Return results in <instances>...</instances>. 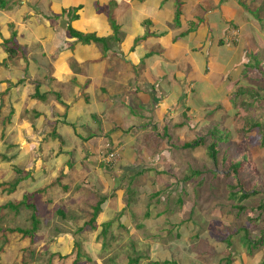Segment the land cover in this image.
Listing matches in <instances>:
<instances>
[{
    "label": "rangeland",
    "instance_id": "1",
    "mask_svg": "<svg viewBox=\"0 0 264 264\" xmlns=\"http://www.w3.org/2000/svg\"><path fill=\"white\" fill-rule=\"evenodd\" d=\"M149 1V4L154 5L158 0ZM231 1H228L231 7L224 15L236 14L237 25L230 21L229 26L234 28L231 35L241 62L225 83L227 97L223 99L218 96V89L208 93L207 99H200L202 93H196V100L182 97L179 107L163 113V117L153 113V108L148 113L149 118L142 123L150 125L153 121L156 127H151L150 131L144 128L143 133L140 131L145 136L138 141L131 136L138 134L133 125L122 130L111 118L116 113V109L111 107L116 105L103 103L101 110L91 114L89 120L95 123L97 129L105 123L110 128L106 131L108 138L122 142L117 149L108 148L115 156L118 152L136 165L141 163V167L155 166L150 171L143 168V172L136 175L132 182L127 179L131 176L130 172L126 174L127 170H121L124 176L121 188L124 193L117 201L121 202L120 207H124L122 214L120 211L115 212L111 218L106 213H99L93 225L86 228L87 231H84L86 226L82 225L92 218L93 211L88 209L86 203L95 206L99 196L85 188L87 196L94 198L83 200L82 188L76 190V185L84 183L77 182L76 177L85 181L86 176L82 174L88 175L90 167L86 166L85 170L80 171L72 169V172L67 173L69 177L66 180L63 176L65 166L71 169L75 161H84L88 165L92 156L72 143L80 141L84 135L95 139L96 131L82 124L83 120L86 122L84 115L79 124L68 122L62 131L55 121L59 109L63 110L67 105L62 102L71 100V85L65 84L68 81H64L62 76H68V62L73 63L75 60L73 57H56L54 61L51 57L49 65L51 67L53 64L54 71L48 67L47 70L41 68L48 61L45 54L52 56L53 51L39 37L47 35V30L42 34L35 33L36 26H43L41 9L36 6V0L24 3V21L18 20L15 10L0 9V29L4 28L5 37L11 38L12 33L16 32V37L7 44L4 36H0V155H11L7 156L10 162L0 156V183L4 184L0 187V264H74L79 251L81 256L77 264H156L164 261L170 264L262 263L264 247L251 251L246 239L255 240L264 227V210L260 209L264 205V131L257 128L251 130L247 126L255 122L264 123V0H236L238 8L243 10L246 5L247 11H244L242 18L238 11H233ZM46 5H43L42 11L48 14L50 10H47ZM117 5L123 7L122 2L118 1ZM2 6L10 9L8 1ZM56 7L60 9L58 5ZM69 10H64V15V11L54 14L51 10L48 17L60 21L56 25L63 29L67 40L71 38L67 33L68 21L74 9ZM115 13L109 16V21L117 23L120 15L118 11ZM178 16L180 12L175 18V25H180ZM15 23L16 26H13ZM5 25L9 26L7 30ZM56 25L54 27L58 28ZM80 28L83 29V26ZM183 32L181 38L186 42L185 35H191ZM122 36L125 34L121 33L119 37ZM112 37L109 38L112 40L110 42H114ZM46 39L48 43L53 40L49 34ZM178 41L184 43L180 39ZM100 45H96L97 49H100ZM65 48L68 49L67 46ZM102 48L104 52L100 51V61L105 56L106 45ZM11 49L13 52H10ZM151 51L154 52V49ZM155 51L158 52V49ZM224 55L228 57V52ZM73 67L84 69L74 84L75 88L83 90V96H87L90 81L93 80L96 84L104 82L105 87L110 88L109 92L120 89L122 85L117 84L120 80L116 79L123 75L121 69H136L124 65L116 57H110L105 60V64L99 63L97 66L88 65L87 60V63L74 64ZM221 77L224 82L226 76ZM52 80L60 86L54 85ZM39 82L49 84L47 87L54 94L49 92L45 100L34 98ZM199 86L203 91L202 84ZM240 89L244 91L243 94H239ZM161 91L165 96V89ZM219 94H223V91ZM73 96L75 98L78 95ZM217 99L220 103L213 104L210 101ZM82 101H86L84 97L79 103ZM102 111L108 112V115L102 117ZM37 113L40 115L37 116ZM120 115L124 121L132 118L124 110H121ZM134 116L140 114L134 113ZM149 119L151 121L147 122ZM69 128L72 132L66 134ZM112 133L113 139L110 138ZM200 138L204 139L203 144L184 148L185 144ZM221 138L226 141L221 142ZM213 142L219 151L216 161L209 157ZM27 155L28 159L25 160ZM91 159L94 161V158ZM14 163L22 167L23 170L20 169L24 171V176L29 173L24 183L20 182L16 188L11 186L19 178L17 173L11 171ZM235 163H243L238 177L232 166ZM48 165L55 166L57 176H52L49 170L46 177L41 176L43 187L37 189L30 184L31 179L34 180L32 174ZM135 172L132 171L133 174ZM58 176L60 179L55 180ZM90 179L91 176L87 179L89 189L91 185H96ZM45 181L56 183L50 192L44 189L48 187L44 186ZM62 184L68 186V196L65 192L67 187ZM232 186L249 191L250 195L244 201H239L232 197ZM118 187L119 183L116 182L113 191ZM131 191H134L133 194ZM24 194L32 195L31 202L37 209L40 221L33 241L23 240L20 234L9 232V229L14 228L31 229L32 211L24 206L14 211L1 208L8 203L21 202ZM98 194L101 192L98 191ZM104 199L106 203L107 198ZM102 223H107L105 235L99 234L104 228Z\"/></svg>",
    "mask_w": 264,
    "mask_h": 264
},
{
    "label": "crops",
    "instance_id": "2",
    "mask_svg": "<svg viewBox=\"0 0 264 264\" xmlns=\"http://www.w3.org/2000/svg\"><path fill=\"white\" fill-rule=\"evenodd\" d=\"M4 1L5 3L8 1L10 9H5V6H3L2 10H15L16 15L19 16L18 20L21 19L24 21V16H22L24 10H26L24 3H27L29 0ZM118 1L119 3L122 2L123 7L117 5ZM228 1L230 2V0H158L157 4L152 5L149 4V0H36V6L41 9L42 23L45 27L42 25L36 26L34 29H37L35 33L42 34L43 31L47 30V35L43 34L39 35V37L43 42H47L46 46L50 45V50L52 48L53 51L52 56H50V54H45L48 61L41 68L47 70L48 67L54 71L55 67L53 64L51 67L49 64L51 59L56 61V57L65 59H67L66 57H73L75 60L73 63L68 62L66 67L68 68V76H62L64 81H68V83L65 84L71 85L69 90H71L72 93L68 91L71 100L62 102V104L67 105L65 108L63 107V110L59 109V115L55 120L56 126L62 131V127L67 125L68 122L79 124L82 121V115H84L86 122L83 120L82 124L86 125L88 129L96 131L95 137H97L93 139V137L84 135L80 141L72 143L74 146L87 150L88 155L92 156L91 158H94V161H91L92 159L90 158L88 165L84 161H75L71 169L65 166L63 179L66 180V178L69 177L66 175L72 172V169L80 171L81 169L85 170L86 168L84 167L89 166L91 172L88 175L82 174V176H86L84 178L85 181L79 180V177H76L77 182L82 181L84 183L83 185H76V190L82 188L81 198L83 200L94 198L91 195L90 198L87 196L85 192L86 189L94 191V193L99 196V200L100 198H107L106 203L101 206L100 214L106 213L108 217L112 218L115 212L117 213L120 211L121 214L123 212L124 207H120L121 202L117 201L124 193L123 188H121L122 185H124V176L123 172H120L121 170H127L125 172L126 174L128 171L130 172L131 176H128L127 179L132 182V180L136 178V175L143 172V168H147V170L150 171L151 167L155 165H143L141 167V163L136 165L129 158L122 156V154L119 155L118 152L114 161H112L110 156L114 153L113 151H109L111 149L108 148L111 146L117 149L118 145L122 144V142L112 141L108 138L109 134H107L106 131L110 128H108L105 123L99 125L100 128L97 129L95 123L89 120L91 114L94 111L101 110L100 107L103 103L108 102L111 106L116 105L114 108L111 107V109H116V113H114L111 118L116 121V126L122 130L123 128H129L133 125V129L137 131L136 133L138 134L131 136L138 141L145 136V134H140V131L143 133L145 132L144 128H149L148 130L150 131L151 127H156L153 121L150 125L142 123V121L144 122L149 118L148 113H151L153 108V113L155 112L163 117L165 116L163 113H168L170 110H173L174 107H179L178 103L182 97L187 96L189 100H196V93H202L200 99H207V94L215 89L219 90L217 92L218 96L223 97V99L227 97V92L224 91L226 90L225 83L228 78L233 75L236 67L241 62V56L237 54V48L235 42H233L234 38L231 35V31L234 28H230L229 26L230 21H232L233 25H237L236 14L230 13L227 16L226 14L224 15V12H227L231 7ZM235 2L236 0L231 1L234 7L233 11H238L240 18H242L244 16V11H247L246 5L242 1L245 6L242 10L237 7ZM44 4H47L46 8L50 10L48 14L42 11ZM112 4L115 5L110 7ZM56 5H58L60 9H58ZM69 9L79 10L77 14L78 18L68 21V25L82 34L95 35L97 38L104 39H109L114 35L109 16H114L116 14L115 12L118 11L120 17L118 18L117 24L120 27V33H124L126 38L122 36L121 41L116 42V44L115 41L110 42L111 45L109 46V50L105 53V56H102L100 61V51L102 50L104 52V49H101L103 45L99 44L101 47L97 49L96 45H98V43L91 42L89 44H82L77 38H72L68 32L71 38L67 40L63 29L56 25V22L60 21L52 18L48 19L50 13H52L51 10L54 14H61L64 10ZM179 12L180 16L178 17H180V25H175V18L179 15ZM65 18L68 20L67 17ZM54 24L58 28L54 27ZM196 24H199L198 27H196ZM13 26H16V23ZM81 26H83V29L80 28ZM8 28L9 26L6 27L5 25V29L7 30ZM191 28H194L195 31H191ZM84 29H86V31H84ZM183 31L191 35H185L187 36L186 42L181 38L184 35L182 34L184 33ZM2 32L4 34V28H2ZM48 34L53 38L50 43H48L46 39ZM198 34L202 35L198 36ZM192 35H197L198 37L194 38ZM31 38L33 39V37ZM179 39L184 43L178 41ZM225 40L226 42L224 43ZM66 42H68V44ZM66 46L68 47L67 50L65 48ZM63 47L64 49L62 50ZM152 48L154 52L151 51ZM155 49H158V52H156ZM225 52H228V57H225ZM110 57H116L120 59L121 63L124 65L136 69H131L129 71L121 69L123 75L116 79V81L120 80V82L117 83L122 85L120 89L109 92L108 90L110 88H106L104 82L99 81V84H96L95 80H93L90 81L91 88L89 87L87 96H83V90L75 88L74 84L84 69H75L74 67L72 68V66L74 64H85L87 60L88 65L97 66L99 63L105 64V60ZM33 65L36 68L35 63ZM221 76H226L224 77V82H222ZM45 78L49 79V77ZM52 83L57 85V87L60 86L57 82L53 81ZM39 84L40 90H42L45 96L46 94L47 96L50 95L51 92L54 94V92L47 87L49 84L45 85L44 82H39ZM199 84H202L203 91H201ZM164 89L166 91L165 96L161 91ZM73 90H76V92ZM220 91H223V94L220 95ZM74 94L79 97L77 96L74 98ZM82 97H84L86 101L79 103ZM210 101H212L213 104L220 103L219 99ZM121 110L128 112L132 118L124 121L120 115ZM130 110L140 114V116H134V113L130 112ZM106 114L108 115V112H100L102 117H106ZM61 121L64 122L62 123ZM134 121H137V123ZM150 121L151 119L147 122ZM104 122H106V120H104ZM70 132L72 131L69 128L66 134ZM113 135L114 133L110 134V138L113 139ZM111 142L113 143L112 145ZM10 156L11 155L8 157ZM95 158L97 160H95ZM26 159H28V155L25 157V160ZM51 165L42 168V171H35V173L32 174L34 180L31 179L30 184H33L37 189H41V187H43L41 176L46 177V173H48L49 170L50 174L56 177L57 173L54 172L55 166L53 167ZM16 166L22 169L19 164ZM132 171H136V174H133ZM89 176H91V183L96 184L95 186L91 185L90 189L88 187L89 183L87 182ZM59 179L60 177L58 176L55 180ZM116 182L119 183V187L116 188L117 190L114 189V191L116 190L114 192L113 185L115 186ZM22 183H24V181H22ZM54 183L53 181H45L46 185L44 184V186L48 187H44V189L50 192V189L52 190V188L55 187L54 185L56 183ZM62 185L67 187L65 192H67L66 196H68V186ZM57 187L61 188L60 185ZM97 190L100 191L101 194H98ZM63 191L64 190H62V193ZM42 193L43 192H41V194ZM108 195H110V197ZM77 197L79 198V196ZM16 201H18V198ZM86 204L88 209L90 208L92 211L94 207L97 206V204L95 206L89 203ZM100 214H98V217ZM63 215L66 216L65 213H63ZM89 221L90 220H88V223ZM86 222L82 225L83 227L86 226L84 231H87L86 228L93 225ZM72 224L76 226V223L73 222Z\"/></svg>",
    "mask_w": 264,
    "mask_h": 264
},
{
    "label": "trees",
    "instance_id": "3",
    "mask_svg": "<svg viewBox=\"0 0 264 264\" xmlns=\"http://www.w3.org/2000/svg\"><path fill=\"white\" fill-rule=\"evenodd\" d=\"M5 3L4 0H0V8H3V4ZM79 9H74L72 12V16H71V20H75L78 18V15L76 14V12ZM69 13L71 12L70 10L68 11ZM66 14V11L63 12V15ZM110 24L112 25L113 31L115 32V36L112 37V39H114L115 42H120L121 38L120 36V27L118 26V24L113 21L110 20ZM68 33L72 38H77L80 42H82L83 44H89L91 42H95V43H99L101 45H103L105 47L106 45V52L109 50V42L112 41L110 39H104V38H97L95 35H85L82 34L80 32H77L76 30H74L70 25H68ZM13 36L11 38H6L5 35L2 33V30L0 29V36L3 37L4 36V41H6V44L8 42H10L11 39H14L16 37V32L12 33ZM118 35V36H116ZM10 52H13L12 49L10 50ZM246 67V66H245ZM23 81V80H21ZM244 91L242 89L239 90V94H243ZM34 98H38V99H45L46 96L42 93V90H40V84L37 83L36 84V92L33 95ZM40 115V113H37V116ZM247 126L249 127V129H253V128H257L260 129L261 131H264V123H259V122H255V123H251V124H247ZM182 127V125L180 126ZM247 130V129H245ZM200 140V141H199ZM264 140V139H263ZM226 139L225 138H221V142H225ZM204 143V139H198L196 141H194L193 143H187L184 145V148H189L191 146H199L201 144ZM111 151V150H110ZM219 154V151L217 149V144H215L214 142L211 143L210 145V153H209V157L213 160L216 161L217 160V155ZM4 160H7V162H10L9 159H7L8 157L5 155H0ZM13 169H11V171H13L14 173H17L19 175V178H17L15 181H13L11 183V186H13V188L19 185L20 182H22L25 178H27V176L29 175V173H26V175L24 176V171H22L19 167H15V165H13ZM233 166V169L235 170V175L236 177H238L240 170L243 168V163H235ZM12 167V166H11ZM10 167V168H11ZM194 173V172H193ZM195 174V173H194ZM196 174H199V172ZM4 186V184L1 182L0 183V187ZM232 188L234 189V191L232 192V197L236 198L239 201H244L245 199L248 198V196L250 195L249 191H246L244 189L238 190L235 189L233 186ZM134 191H131V193L133 194ZM240 195V196H238ZM31 197L32 195L29 194H24L23 200L17 204L14 203H8L5 204L3 206H1V208L3 209H10V210H17L19 209L21 206H24L25 208L29 209L32 211L31 216H30V220L32 223V227L31 229H27V228H14V229H9V232L12 233H18L20 234V237L23 240L29 239L30 241H33L36 238V232L38 230V225H39V219L37 217V209L35 207V205L31 202ZM104 198H100L99 202L97 203V206L94 207L93 213H92V218L90 219L88 224H93L96 220V218L98 217V214L101 211V206L104 203ZM242 209V207H240ZM264 205L260 206L261 210H264ZM264 220V218H263ZM107 223H104L103 226V230H101V232L99 234H103L105 235L107 233L108 228H106ZM109 224V223H108ZM246 233L248 235V231L246 230ZM246 244L249 246V250L254 251L259 247H264V227L262 228L261 232L259 233V236L253 240V239H246ZM105 245H103L104 247ZM80 247V246H79ZM81 256V252L79 251L77 256H76V261L74 262V264H77V260L80 259ZM132 262V261H131ZM156 264H170V262L168 261H164V263H156ZM260 264H264V260L262 261V263Z\"/></svg>",
    "mask_w": 264,
    "mask_h": 264
},
{
    "label": "built area",
    "instance_id": "4",
    "mask_svg": "<svg viewBox=\"0 0 264 264\" xmlns=\"http://www.w3.org/2000/svg\"><path fill=\"white\" fill-rule=\"evenodd\" d=\"M110 158H111V159L114 158V155H111Z\"/></svg>",
    "mask_w": 264,
    "mask_h": 264
},
{
    "label": "clouds",
    "instance_id": "5",
    "mask_svg": "<svg viewBox=\"0 0 264 264\" xmlns=\"http://www.w3.org/2000/svg\"><path fill=\"white\" fill-rule=\"evenodd\" d=\"M112 155H114V154H112ZM114 159H115V155H114V158H112V161H114Z\"/></svg>",
    "mask_w": 264,
    "mask_h": 264
}]
</instances>
